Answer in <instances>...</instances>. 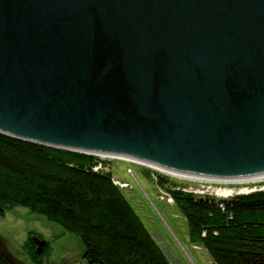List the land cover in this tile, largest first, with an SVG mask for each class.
Here are the masks:
<instances>
[{
	"label": "water",
	"instance_id": "95a60500",
	"mask_svg": "<svg viewBox=\"0 0 264 264\" xmlns=\"http://www.w3.org/2000/svg\"><path fill=\"white\" fill-rule=\"evenodd\" d=\"M0 134L263 180L264 0H0Z\"/></svg>",
	"mask_w": 264,
	"mask_h": 264
},
{
	"label": "trees",
	"instance_id": "16d2710c",
	"mask_svg": "<svg viewBox=\"0 0 264 264\" xmlns=\"http://www.w3.org/2000/svg\"><path fill=\"white\" fill-rule=\"evenodd\" d=\"M111 162L0 134V215L22 207L43 216L78 239L85 264H171L114 183ZM146 172L181 210L191 243L213 264H264V190L218 198ZM25 248L34 264L42 263L31 238ZM0 264L11 263L0 253Z\"/></svg>",
	"mask_w": 264,
	"mask_h": 264
},
{
	"label": "rangeland",
	"instance_id": "374dc122",
	"mask_svg": "<svg viewBox=\"0 0 264 264\" xmlns=\"http://www.w3.org/2000/svg\"><path fill=\"white\" fill-rule=\"evenodd\" d=\"M107 159L112 161L109 169L113 177L121 183L128 184L122 190L124 196L173 264H211V259L203 247L199 250L194 249L189 239L187 221L181 210L163 195L164 192L157 188L146 170L150 174L161 173L177 183H185L189 190L203 193L201 195L218 198H231L237 194L264 190V180L224 184L183 179L136 163ZM224 190H231L233 194L224 196L221 194ZM31 232L48 241L49 248L44 258L48 259L49 264H85L81 258L82 248L78 239L65 233L61 227L48 222L43 216L22 207L8 210L4 216L0 215V235L9 241L18 258L28 264H34L25 248Z\"/></svg>",
	"mask_w": 264,
	"mask_h": 264
},
{
	"label": "bare ground",
	"instance_id": "6f19581e",
	"mask_svg": "<svg viewBox=\"0 0 264 264\" xmlns=\"http://www.w3.org/2000/svg\"><path fill=\"white\" fill-rule=\"evenodd\" d=\"M153 169V168H152ZM154 170L156 171H159V172H162V173H165L169 176H172V177H177V178H183V179H195V180H198V181H207V182H219V183H241V182H248V181H224V180H209V179H202V178H193V177H185L184 175H180V174H175V173H171V172H167V171H163V170H159V169H156L154 168ZM264 180V179H263ZM254 181H258V180H254ZM221 192V191H220ZM219 192V193H220ZM218 193V194H219ZM222 195L224 196H229L231 194H233V192L231 190H224L221 192ZM220 194V195H221Z\"/></svg>",
	"mask_w": 264,
	"mask_h": 264
},
{
	"label": "built area",
	"instance_id": "2783aa9c",
	"mask_svg": "<svg viewBox=\"0 0 264 264\" xmlns=\"http://www.w3.org/2000/svg\"><path fill=\"white\" fill-rule=\"evenodd\" d=\"M100 158H103V159H107V158H104V157H100ZM101 168V165L99 166V167H97L96 168V170H98V169H100ZM117 186H119L121 189H123V188H125V186L127 187V183H121V181H119V180H117V179H115V182H114ZM195 193H198V192H195ZM200 193V192H199ZM200 194H203V193H200ZM163 195H165L168 199H169V201L171 202V203H173V200H172V198L169 196V195H167L166 193H163ZM164 198V197H163Z\"/></svg>",
	"mask_w": 264,
	"mask_h": 264
},
{
	"label": "flooded vegetation",
	"instance_id": "af4514ba",
	"mask_svg": "<svg viewBox=\"0 0 264 264\" xmlns=\"http://www.w3.org/2000/svg\"><path fill=\"white\" fill-rule=\"evenodd\" d=\"M34 234H32V235H30L29 236V238H31V236H33ZM39 237H41V238H43L42 236H40V235H38ZM49 244V243H48ZM48 246V245H47ZM47 246L45 247V249H44V251H43V253L46 251V248H47ZM36 247V246H35ZM36 250V249H35ZM42 253V255H40V256H43V258H42V263L41 264H43V259H44V257H45V254H43ZM82 258V257H81ZM48 264H49V262H48Z\"/></svg>",
	"mask_w": 264,
	"mask_h": 264
},
{
	"label": "crops",
	"instance_id": "0c3cea01",
	"mask_svg": "<svg viewBox=\"0 0 264 264\" xmlns=\"http://www.w3.org/2000/svg\"><path fill=\"white\" fill-rule=\"evenodd\" d=\"M193 245V247H194V249H196V250H199L200 248H201V246H199V245H194V244H192ZM170 260V259H169ZM172 260H170V262H171ZM172 264H173V261H172ZM211 264H213L212 263V260H211Z\"/></svg>",
	"mask_w": 264,
	"mask_h": 264
}]
</instances>
